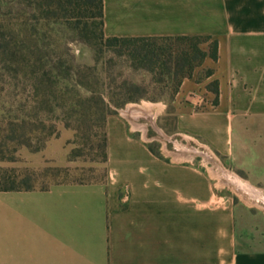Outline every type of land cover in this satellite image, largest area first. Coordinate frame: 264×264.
Wrapping results in <instances>:
<instances>
[{
    "label": "crops",
    "instance_id": "crops-1",
    "mask_svg": "<svg viewBox=\"0 0 264 264\" xmlns=\"http://www.w3.org/2000/svg\"><path fill=\"white\" fill-rule=\"evenodd\" d=\"M104 32L212 36L219 57L184 79L161 153L139 120L166 105L132 104L107 118V181L0 191V264H264V0H104ZM58 131L1 165L77 166Z\"/></svg>",
    "mask_w": 264,
    "mask_h": 264
},
{
    "label": "trees",
    "instance_id": "trees-1",
    "mask_svg": "<svg viewBox=\"0 0 264 264\" xmlns=\"http://www.w3.org/2000/svg\"><path fill=\"white\" fill-rule=\"evenodd\" d=\"M73 41L92 49L95 66L77 62ZM105 53L127 58L131 69L150 73L154 82H174L177 94L207 58L218 59L219 42L202 35L107 37L104 0H0V161L18 159L19 147L42 150L59 134L62 119L67 127L71 119L75 122L77 146L69 153L71 161H108V116L147 96L138 83L99 74ZM209 88L218 102V82ZM36 172L40 170L25 168L19 181L15 169L0 168V191L49 188L34 187Z\"/></svg>",
    "mask_w": 264,
    "mask_h": 264
},
{
    "label": "rangeland",
    "instance_id": "rangeland-1",
    "mask_svg": "<svg viewBox=\"0 0 264 264\" xmlns=\"http://www.w3.org/2000/svg\"><path fill=\"white\" fill-rule=\"evenodd\" d=\"M209 43H205L203 47L209 48ZM71 47L73 50V53L75 54L76 60L78 63L83 65H89V66H95L96 62L94 59V53L92 49L84 43H81L79 41H73L71 43ZM208 70L207 68L200 69L201 75L199 74V79H202V77L208 76ZM98 72L99 74L104 78L107 76H112L118 80V82H122L124 80H128L130 82H135L140 84L142 87L145 88L146 96L147 98L142 99L139 102H130L125 107L120 108L118 110H125L127 106L132 105L135 106L133 108H137L138 110H141L146 108V102L148 103H162L165 104L166 107L163 110V113H161V109L159 106L157 109H154L155 113L154 116H151L149 118V121L145 120L144 118H141L139 120V123L142 125H146L147 128H144L145 130L148 129V135H146L145 138L153 139L151 143V148L155 150L157 153H161V149L163 148V142L164 138L167 136V134H170L171 127H169L173 122V117L170 115L173 111V101L175 99V85L172 81H165V82H154L153 75L150 73L143 71V70H133L130 68V61L125 57H118L112 53H105L103 59L100 61L98 65ZM211 84V83H210ZM209 84V85H210ZM2 87V85H0ZM163 107V106H162ZM0 113H2L0 111ZM59 116H63L62 112H58ZM159 114V116H158ZM128 116V114H126ZM66 120H59L57 122V128L59 125L63 124L66 125ZM72 126L69 128H74L75 122L71 119ZM168 125V126H167ZM67 126V125H66ZM142 127V126H141ZM162 128L165 129L162 130ZM143 129V128H140ZM147 131V130H146ZM140 136V132L138 133ZM76 139L75 137L72 141L73 148L77 146V144L74 143ZM169 149H171V144H168ZM21 149V147H19ZM199 161H201V157L204 156L206 159V154L200 152L199 153ZM18 159L14 161L10 160H4L0 161V168H6V169H15L17 173H20L21 177L18 178L20 181L25 168H19V167H7L2 166L3 163H12L17 161ZM79 164L77 166L69 167L68 170L59 172V173H45L44 171L36 172L34 175L32 184L36 188H42L47 187L55 183H61V182H105L108 179V167L106 162H99L94 161L91 158L88 159H80L77 160ZM207 162H209L210 166H213L215 164V170L217 171H224L223 167L219 164L216 158L214 159H206ZM225 172V171H224ZM233 186V184H231ZM235 187V186H234ZM236 188V187H235ZM240 194L242 191L239 192ZM243 195V194H242ZM245 196L247 198H250V201H257V197L251 196L248 192H246Z\"/></svg>",
    "mask_w": 264,
    "mask_h": 264
}]
</instances>
